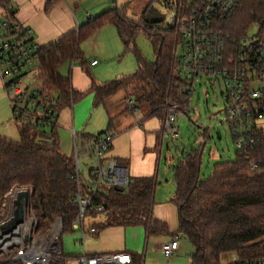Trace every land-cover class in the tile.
I'll list each match as a JSON object with an SVG mask.
<instances>
[{
  "label": "trees",
  "instance_id": "obj_1",
  "mask_svg": "<svg viewBox=\"0 0 264 264\" xmlns=\"http://www.w3.org/2000/svg\"><path fill=\"white\" fill-rule=\"evenodd\" d=\"M63 0H51L49 7ZM85 1V0H78ZM234 11L218 20L216 27L235 44L255 27L264 36V0H237ZM14 0H0L1 19L9 30L15 24ZM113 26L126 52H132L137 71L127 77L97 84L94 80L85 92L72 86L60 68L66 63L84 67L82 44L94 38L102 28ZM145 33L153 41L155 61L150 63L134 46L136 36ZM176 35L168 27L159 29L145 17L136 21L128 17L127 7L113 9L91 18L57 42L40 48L37 81L45 92L57 98L56 113L94 95V107L107 108L110 98L126 93L136 102V110L146 107L149 117L161 121L167 107L185 103L182 81L176 77L173 54ZM110 129L114 119L110 118ZM19 140L0 136V213L6 197L15 189L30 191L31 208L36 219V235H43L56 219L63 231H74L78 208L72 203L77 183L73 156L60 148L57 126L35 128L25 122L17 124ZM108 130L104 133H110ZM102 133V134H104ZM207 137V136H206ZM250 153L236 151L234 161L219 162L212 174L201 179L204 151L193 150L178 161L174 169L176 191L172 203L178 211V229L171 233L168 225L153 217L156 191L155 177L129 176L126 187H106L94 198L105 208V219L93 223V236L109 227H144L148 236L182 235L194 246L191 264H222L225 254L237 258L233 264H264V135ZM120 165H127L118 161ZM96 216V215H92ZM0 264H20L0 258ZM51 264H66L53 261ZM230 264V263H228Z\"/></svg>",
  "mask_w": 264,
  "mask_h": 264
},
{
  "label": "built area",
  "instance_id": "obj_2",
  "mask_svg": "<svg viewBox=\"0 0 264 264\" xmlns=\"http://www.w3.org/2000/svg\"><path fill=\"white\" fill-rule=\"evenodd\" d=\"M165 5L171 14L167 27L176 35L174 70L182 81L185 103L167 107L162 121L164 133L173 140L178 139V123L181 117L190 115L197 91H200L197 100L203 96L209 101V95L213 93L225 105V124L234 149L250 153L261 141L260 133H263L259 123L264 121V36L257 30L248 32L234 44L229 36L217 29V21L234 11L237 0H166ZM40 48L31 28L16 21L9 30L7 21L0 20V76L14 121L46 128L58 123V102L37 81ZM97 64V61L92 63L93 66ZM126 103L129 109L136 110L133 99ZM72 135L75 174L71 179L77 183L72 203L79 211L73 230L82 231L84 242L86 216L105 212L104 206L94 204L95 196L106 187L127 186L129 176L127 169L109 156L115 135L104 133L82 137L76 130H72ZM25 203V199L22 200L13 219L18 228L5 236L4 242L11 247L8 261L20 264L67 262L69 258L60 243L62 220L56 219L43 235L38 236L35 221L31 228L24 229ZM178 241L179 237L175 236L161 246L166 259L176 256L180 248ZM76 260L77 264H134L131 255L119 252L84 253ZM235 262L237 258L233 256L230 264Z\"/></svg>",
  "mask_w": 264,
  "mask_h": 264
},
{
  "label": "rangeland",
  "instance_id": "obj_3",
  "mask_svg": "<svg viewBox=\"0 0 264 264\" xmlns=\"http://www.w3.org/2000/svg\"><path fill=\"white\" fill-rule=\"evenodd\" d=\"M193 1L194 0H189V2ZM165 2L166 0H87V3H89V6L93 10V14L95 16H99L104 12L116 8L121 9L123 7H127V15L129 18L141 21L143 17H147V19L151 22H156L154 25L159 29L166 28L171 18V14L167 10ZM109 30L114 34L116 33L113 27H109ZM255 31L256 28L253 27L249 32L253 33ZM102 43L103 45L100 46L101 53L109 55L112 48L109 37L104 38L101 44ZM134 46L148 62L152 63L155 61L153 41L145 33L141 32L136 36ZM119 48V56L116 57V59H99L101 64L98 68V76H100L99 78H101L100 80L102 81H99L95 73H91L94 81L104 84L121 77L131 76L137 71V61L135 55L132 52H126L121 41L119 43ZM82 50L84 52L83 68L86 70V68L89 67L88 65L92 56H94V49L92 46H89V42H85L82 45ZM105 65H107V68H103ZM80 66L82 67L79 63H75L74 65L72 63H66L60 68L59 73L65 78L70 77L71 80L73 78L74 80L77 79L80 84L84 82L87 77L89 78L86 72L83 75L84 79L77 73L76 69ZM199 94L200 91L198 90L191 105L190 115H184L178 123L180 137L173 140L167 136L166 133L164 134L162 157L158 168V180L160 184L154 198L155 203L153 209L154 213L161 211L162 215L170 220L169 229L171 233H175L178 229V211L173 203H171L173 205L170 204L173 184L171 181V169H169L168 165L176 164L179 160L185 157L186 154L193 150L202 149L204 151V155L201 167V179L205 180L212 174L214 166L217 163L223 161H234L236 159V151L233 148L232 137L229 134L227 125L225 124V114L223 112L225 105L222 100H217L213 93L209 95V101L205 100L203 96H201L200 100H197ZM127 97L128 95L122 92L108 100L107 111L110 118H113L117 114L118 110L123 108V103ZM70 110V108L64 109L62 117L65 114L69 115ZM147 112L148 109L143 107L141 110H138L133 114L141 116ZM124 115L128 116L129 113H125ZM87 122V129L89 132L90 130H93V133H96L97 130H100L101 128L106 130L108 126V118L104 108H95ZM259 126L264 130V121L259 123ZM4 136L14 141L19 140V133L16 128L13 129V132L7 133ZM83 171L86 177L87 174L85 167ZM122 187L124 188L126 185H123ZM30 194L31 193L28 189H15L5 199L0 213V258L4 257L8 260L10 257L9 251L11 250V247L9 243L6 241L4 242V240L7 233H13L18 228V226L13 224V219L17 215L18 208L22 200L24 201L25 199L26 201L23 206L25 212L22 218L25 225L24 229L27 230V228H31V223L34 221L36 222L31 208ZM104 219L105 216L103 214L86 216L84 232L87 239L84 247L87 252L89 251V247H91L92 244L98 240L97 237L90 233L91 222L96 221L99 223ZM82 236V231H63L60 239L63 252L74 257L82 255ZM161 237L173 238L171 235ZM178 242L180 246H182L179 258L188 262L195 252L194 246L182 235H179ZM232 259V254H225L222 258V264H228L232 262ZM163 261L165 263L168 262L166 258H163Z\"/></svg>",
  "mask_w": 264,
  "mask_h": 264
},
{
  "label": "crops",
  "instance_id": "obj_4",
  "mask_svg": "<svg viewBox=\"0 0 264 264\" xmlns=\"http://www.w3.org/2000/svg\"><path fill=\"white\" fill-rule=\"evenodd\" d=\"M50 1L51 0H14V4L17 8L16 20L33 30L34 39L40 47H45L57 42L65 35L78 30V28L88 22L89 19L97 17L93 14V10L89 6V3H87V0L82 2L78 0H63L52 7H49L48 4ZM109 27L113 26L102 28L94 38L87 41L89 42V46H92L94 49V56H92L88 65L89 67H87L86 70L83 66H80L81 68L78 67L76 70L81 78H83L85 72L88 74L89 78L87 77V79L80 84L77 79L74 80L73 78L72 86L74 90L78 92L87 91L93 81L91 73H95L99 81H102L100 80L101 78H99L100 76H98V68L101 64L99 59L114 60L119 56V43L121 40L116 29L113 27L116 32L114 34L109 30ZM103 37H109L110 39L112 48L109 55H104L100 51V46L103 45V43L101 44L104 39ZM94 61H97L98 64L93 66L92 63ZM103 68H107V65ZM128 99L129 98L125 99L123 108L118 110L117 114L112 118L114 119V123L111 129L109 123L110 115L105 107L100 106L104 108L107 113L108 126L106 130L101 128L100 130H97L96 133H93V130H90L89 132L87 129V121L89 117L93 113V110L98 108L94 107V95L85 97L71 107H65L64 109L70 108L71 110L69 115L65 114L62 117L63 109L58 117L57 132L60 148L65 155H72L74 146L72 130L78 131L82 137H93L111 130L110 133L115 135V139L109 156L117 161L120 160L126 162L127 165L122 166L127 169L128 176L130 177H155L157 191L160 184L158 180V168L162 157L163 139L165 134L162 121L157 117H149L148 112L141 116H136L128 110L126 103ZM125 113H129V115L125 116ZM14 128L18 131V126L14 121L12 109L0 76V136L6 138L4 135L13 132ZM176 164L168 165L169 169H171V181L173 184L170 204L172 203L176 191V185L174 182V169ZM153 217L165 222L168 227L170 226V220L167 217H164L161 211L154 213L153 209ZM91 223L93 224L97 222L92 221ZM86 239L83 242L82 255L84 253L87 255H94L119 252L131 255L134 264H191V259H189L188 262H185L179 258L182 251V246H180V244L176 256L171 260L167 259L168 262L165 263L163 261V258L165 257L162 254L161 246L172 240V238L148 236L144 227L106 228L98 234V240L89 247L88 252L84 247ZM65 255L69 258L66 264H77L76 259L81 256L74 257L67 254Z\"/></svg>",
  "mask_w": 264,
  "mask_h": 264
},
{
  "label": "water",
  "instance_id": "obj_5",
  "mask_svg": "<svg viewBox=\"0 0 264 264\" xmlns=\"http://www.w3.org/2000/svg\"><path fill=\"white\" fill-rule=\"evenodd\" d=\"M145 20L148 24H156V22H151L149 19H147V17L145 18ZM21 212H23V210Z\"/></svg>",
  "mask_w": 264,
  "mask_h": 264
},
{
  "label": "bare ground",
  "instance_id": "obj_6",
  "mask_svg": "<svg viewBox=\"0 0 264 264\" xmlns=\"http://www.w3.org/2000/svg\"><path fill=\"white\" fill-rule=\"evenodd\" d=\"M22 203V202H21Z\"/></svg>",
  "mask_w": 264,
  "mask_h": 264
}]
</instances>
